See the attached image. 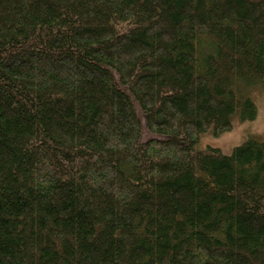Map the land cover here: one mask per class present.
I'll use <instances>...</instances> for the list:
<instances>
[{"label":"trees","instance_id":"16d2710c","mask_svg":"<svg viewBox=\"0 0 264 264\" xmlns=\"http://www.w3.org/2000/svg\"><path fill=\"white\" fill-rule=\"evenodd\" d=\"M264 0H0V264H264Z\"/></svg>","mask_w":264,"mask_h":264},{"label":"rangeland","instance_id":"374dc122","mask_svg":"<svg viewBox=\"0 0 264 264\" xmlns=\"http://www.w3.org/2000/svg\"><path fill=\"white\" fill-rule=\"evenodd\" d=\"M257 107V117L250 122H241L237 117L232 121L231 129L219 136L204 135L198 143V149L212 147L225 155H230L233 148L242 144L248 138L264 140V84L255 85L246 89Z\"/></svg>","mask_w":264,"mask_h":264}]
</instances>
